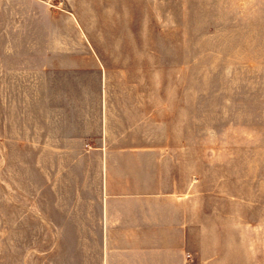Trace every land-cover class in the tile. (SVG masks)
I'll use <instances>...</instances> for the list:
<instances>
[{"label": "crops", "instance_id": "1", "mask_svg": "<svg viewBox=\"0 0 264 264\" xmlns=\"http://www.w3.org/2000/svg\"><path fill=\"white\" fill-rule=\"evenodd\" d=\"M130 6L0 0V115L54 198L44 213L58 214L43 220L42 264L211 262L195 190L180 187L172 119L148 113L145 96L119 108L92 39L128 35Z\"/></svg>", "mask_w": 264, "mask_h": 264}, {"label": "rangeland", "instance_id": "2", "mask_svg": "<svg viewBox=\"0 0 264 264\" xmlns=\"http://www.w3.org/2000/svg\"><path fill=\"white\" fill-rule=\"evenodd\" d=\"M125 17L128 35L92 38L114 102L145 96L172 119L180 187L208 226L202 258L264 264V0H131ZM7 128L0 115V264H42L54 198Z\"/></svg>", "mask_w": 264, "mask_h": 264}, {"label": "built area", "instance_id": "3", "mask_svg": "<svg viewBox=\"0 0 264 264\" xmlns=\"http://www.w3.org/2000/svg\"><path fill=\"white\" fill-rule=\"evenodd\" d=\"M46 4L52 6V7H59L60 2L62 0H43Z\"/></svg>", "mask_w": 264, "mask_h": 264}]
</instances>
